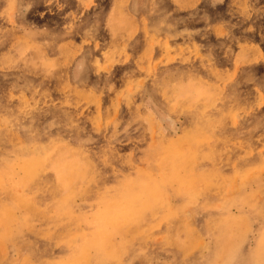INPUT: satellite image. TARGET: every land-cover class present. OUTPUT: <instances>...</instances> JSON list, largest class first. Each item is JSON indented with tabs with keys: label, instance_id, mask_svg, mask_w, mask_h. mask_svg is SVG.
Returning <instances> with one entry per match:
<instances>
[{
	"label": "rangeland",
	"instance_id": "1",
	"mask_svg": "<svg viewBox=\"0 0 264 264\" xmlns=\"http://www.w3.org/2000/svg\"><path fill=\"white\" fill-rule=\"evenodd\" d=\"M40 52L57 59L50 75L33 64ZM53 140L94 167L67 206L51 163L19 188L0 180V264L76 255L122 174L162 179L173 167L206 177L196 201L184 209L180 185L169 187L165 206L117 237L125 264H205L202 247L176 237L206 238L227 215L219 206L241 197L243 264L264 231V0H0V175L41 160Z\"/></svg>",
	"mask_w": 264,
	"mask_h": 264
},
{
	"label": "clouds",
	"instance_id": "2",
	"mask_svg": "<svg viewBox=\"0 0 264 264\" xmlns=\"http://www.w3.org/2000/svg\"><path fill=\"white\" fill-rule=\"evenodd\" d=\"M30 48L40 50L39 45H31ZM30 48L21 51V59L25 57ZM33 64L49 75L59 66L57 59H50L43 52H40L39 62L34 61ZM141 85L144 87L145 81H141ZM102 96L103 92L97 97V101ZM59 148H64L65 151L57 155ZM44 151L45 155L39 161L25 160L18 167L4 169L0 180L5 186L11 184L13 188H19L24 185L25 177L32 167L37 164L51 163L53 168L58 171L65 189L62 206H67L75 197L74 187L78 182L88 177L89 171L94 165L92 161L84 157L82 149L70 148L63 143L57 144L55 140L52 141L51 151L47 148ZM108 163L107 160L99 162L103 166H107ZM256 171L264 172V166ZM205 178L203 174L199 178L183 177L175 170V167L170 175H165L162 179L153 177L150 172L141 168H137L134 173L122 174L120 186L114 194L105 196L99 202L100 206L89 221L93 231L86 234L82 243L76 245L77 254L59 261L58 264H125L124 257L129 252L128 247L125 246L127 242L117 241V237L121 236L122 229L131 223L138 222L146 210L156 205L165 206L167 190L174 184L180 185V194L187 198V203L183 208L192 206L198 195V179ZM244 202L243 197L225 200L219 208L227 215L210 224L206 238L194 240L189 236L181 240L177 236V243L181 247H191L192 250L202 247L207 253L205 264H240L241 244L236 229L239 227L242 217L234 215L232 209L238 208L242 211ZM12 211L8 208L3 210L5 223L14 222L10 215ZM177 214L178 212L172 213V215ZM243 264H264V231L260 232L256 246L250 250L248 258Z\"/></svg>",
	"mask_w": 264,
	"mask_h": 264
}]
</instances>
